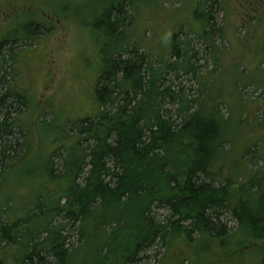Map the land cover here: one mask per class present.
Returning a JSON list of instances; mask_svg holds the SVG:
<instances>
[{
  "label": "trees",
  "instance_id": "16d2710c",
  "mask_svg": "<svg viewBox=\"0 0 264 264\" xmlns=\"http://www.w3.org/2000/svg\"><path fill=\"white\" fill-rule=\"evenodd\" d=\"M124 6L110 5L92 24L105 38L95 92L98 114L49 125L59 138L42 162L44 188L21 210H13L10 200L0 208L1 251L18 250L12 264H67L88 242L92 224L99 264H160L159 251L171 241L225 240L242 230L257 241L258 264H264V167L261 174L249 169L226 176L221 163L224 146L231 144L226 135L231 124L218 114L219 102L210 107L204 95L187 98L163 83L171 71L196 75L194 66L203 57L189 40L174 35L173 63L154 67L129 36ZM219 9L217 0H204L193 12L205 23L195 35L204 57L214 51L220 33L214 24ZM17 42L10 37L0 43V185L7 166L27 147L18 121L28 98L14 84L11 66L7 70ZM165 99L177 106L175 114H166Z\"/></svg>",
  "mask_w": 264,
  "mask_h": 264
},
{
  "label": "rangeland",
  "instance_id": "374dc122",
  "mask_svg": "<svg viewBox=\"0 0 264 264\" xmlns=\"http://www.w3.org/2000/svg\"><path fill=\"white\" fill-rule=\"evenodd\" d=\"M203 1L0 0V43L10 37L18 38L13 50L15 62H9L7 70L11 66L14 84L29 102L27 110H19L22 113L18 121L25 131L27 147L20 149L18 160L7 166L0 185L3 188L0 208L10 200L13 210H21L32 200L29 198L44 188L42 162L54 150V142L59 138L50 124L55 128L98 114L95 92L105 38L97 35L92 24L110 5L121 2L129 16V36L145 49L154 67L173 63L169 55L174 35H179L181 41L189 40L194 51L199 52L203 58L194 66L196 75L171 71L163 83L187 98L194 95L199 99L204 95L210 107L219 102L218 114L228 118L231 124L226 131L231 144L224 146L221 163L225 165L226 176L231 171L237 174L249 169L261 174L264 167V0H217L222 10L215 12L214 24L220 33L214 38V51L208 52L209 57H204L205 48L196 39L205 23L193 16L196 5ZM32 22L30 31L35 30V35L30 31L20 32ZM169 101L165 99L164 111L173 115L177 106L170 105ZM224 222L228 228L235 229L236 224ZM91 229L88 242L67 264H99L93 251L97 235L92 224ZM256 242L249 240L242 230L225 240L199 238L191 245L174 240L165 251H159L163 254L160 264H258L260 252ZM3 247H0V260L12 264L18 250L1 251ZM262 251L261 247V257H264Z\"/></svg>",
  "mask_w": 264,
  "mask_h": 264
}]
</instances>
